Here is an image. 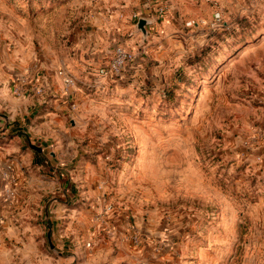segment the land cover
Masks as SVG:
<instances>
[{
	"label": "rangeland",
	"instance_id": "obj_1",
	"mask_svg": "<svg viewBox=\"0 0 264 264\" xmlns=\"http://www.w3.org/2000/svg\"><path fill=\"white\" fill-rule=\"evenodd\" d=\"M155 5L144 33L113 0H0L2 101L18 75L26 96H49V70L74 98L49 140L1 109L0 157L44 158L69 203L89 202L92 233L121 242L84 264H264V0ZM98 12L112 38L89 52ZM117 47L133 61L102 75ZM80 56L88 68L65 66Z\"/></svg>",
	"mask_w": 264,
	"mask_h": 264
},
{
	"label": "crops",
	"instance_id": "obj_2",
	"mask_svg": "<svg viewBox=\"0 0 264 264\" xmlns=\"http://www.w3.org/2000/svg\"><path fill=\"white\" fill-rule=\"evenodd\" d=\"M158 1L113 0V3L123 7L124 15L136 10L140 16H146L152 13V7H156ZM97 14L96 17L104 18L106 23L100 21V26L95 20L97 29L84 31L82 37L87 38L89 52L107 49L112 38L111 23L107 22L105 12ZM65 61V66L72 69L88 68L90 63L82 56ZM43 82L49 86V96L39 98L28 94L15 97L7 94L5 101L0 97V110L9 111V118L22 129L30 121L37 123L35 132L43 130L44 139L49 140L50 136L58 137L63 133L64 120L71 113L70 102H74V98L64 93L62 82L54 71H47ZM17 134L20 138V133ZM24 134L28 139L25 131ZM32 146L35 145L31 143L30 149ZM17 147L20 150L24 144L20 142ZM54 159L52 157V161ZM45 161L39 155L31 157L27 152L9 158L0 157V264H84L81 260L84 256L116 252L115 246L121 242L117 238L98 236L97 230L92 233L89 202L87 205L69 203L78 197H74L71 187L66 188L68 182L62 174L48 172ZM9 166L13 167V172L9 173ZM86 264H91L90 260Z\"/></svg>",
	"mask_w": 264,
	"mask_h": 264
},
{
	"label": "built area",
	"instance_id": "obj_3",
	"mask_svg": "<svg viewBox=\"0 0 264 264\" xmlns=\"http://www.w3.org/2000/svg\"><path fill=\"white\" fill-rule=\"evenodd\" d=\"M134 18L135 19H140L142 18L140 16V13H135L134 14ZM133 61V56L130 52H128L127 50H125L123 47H117L114 51V56L112 58V61L110 63L109 66L107 67H103L100 70V73L102 75H107L109 73L115 75V76H119L121 75L128 67L129 64ZM39 69V68H38ZM38 71L36 70V78L38 77ZM58 74L62 77L64 84L66 85V87H70L74 84V78L70 75H67L66 73H64L62 70H60L58 72ZM35 81L32 79L31 83ZM26 82V79L24 78V76H16L13 80V89H14V93L18 96V97H24L26 96V92L24 90V84ZM33 87L35 86V84H31ZM36 92L38 94H42L44 92L43 88H35ZM95 224L100 223L99 222V218H96L94 220ZM89 247H91V244H87Z\"/></svg>",
	"mask_w": 264,
	"mask_h": 264
},
{
	"label": "water",
	"instance_id": "obj_4",
	"mask_svg": "<svg viewBox=\"0 0 264 264\" xmlns=\"http://www.w3.org/2000/svg\"><path fill=\"white\" fill-rule=\"evenodd\" d=\"M148 24H149V21H148L147 19H145V18H140V19L138 20L137 27H138L139 30H141V31H143V32L145 33V32H146V26H147ZM32 148L35 149V150H37V151H39V152L42 151L41 148L36 147V146H32Z\"/></svg>",
	"mask_w": 264,
	"mask_h": 264
}]
</instances>
